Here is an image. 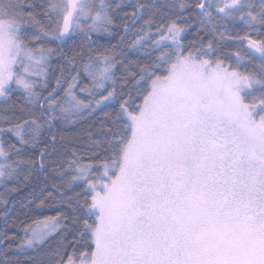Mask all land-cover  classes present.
Listing matches in <instances>:
<instances>
[{"label": "snow or ice", "instance_id": "1", "mask_svg": "<svg viewBox=\"0 0 264 264\" xmlns=\"http://www.w3.org/2000/svg\"><path fill=\"white\" fill-rule=\"evenodd\" d=\"M37 7L0 0V204L42 171L67 210L21 222L15 250L56 235L46 264H264V0ZM128 20L146 61L93 46ZM75 36L71 57L50 46ZM98 111L86 154L54 131Z\"/></svg>", "mask_w": 264, "mask_h": 264}, {"label": "trees", "instance_id": "2", "mask_svg": "<svg viewBox=\"0 0 264 264\" xmlns=\"http://www.w3.org/2000/svg\"><path fill=\"white\" fill-rule=\"evenodd\" d=\"M43 2L44 0H36L38 5L37 11L40 10L39 5ZM125 2L134 4L136 0H125ZM132 10L131 7L125 9V11L129 13H131ZM120 15L123 17V13ZM120 22V18H118V24ZM142 23L143 21H138L133 24L131 20H128L129 30L127 32H125L123 26H121L114 30L112 36L105 34L99 36L94 35L93 41L95 43L93 46L100 51H104L112 45H117L121 52V56L126 58V61H146L147 56L144 49L129 47L135 39V29ZM242 27L243 26H238L237 30ZM241 34L243 33L241 32ZM121 36H123V40H121ZM191 38V35H188L186 40H190ZM82 43H84V41H82L79 36H76L69 42H52L50 46L63 49V51L71 57L73 51L78 50ZM55 63L56 60L54 59L53 64L55 65ZM66 86L65 84V87ZM102 119V114L98 111L92 116H88L86 119L79 120L75 124L62 125L58 123L54 131L58 134V137H67L70 146L76 147L81 154H86L92 150L93 147L89 143L88 133H93L94 139H101L97 129L99 127V121ZM1 139L7 144L12 138L9 135ZM63 191H65L66 195L72 194L70 190L65 189ZM75 191H79V189L77 188ZM49 192L52 193V197L48 196ZM29 193H35V195L29 196ZM60 199V193L51 187L50 180L45 179V172L36 171L29 177L28 181L20 186L19 191L11 194L7 209L4 205L0 204V214L7 212L6 219L4 215H0V233H7L9 237L16 238L14 240L5 241L4 245H0V264H5V261H7V264H46L49 258L46 253L56 247V235L50 237L49 241L45 245L40 246L35 252L32 250H29L27 253L18 252L15 250V245L24 237V232L22 230L23 224H29L33 220H42L48 216H55L62 207L67 210L66 206L58 204ZM41 200H44L43 206H40ZM13 221H15V223H13ZM21 222H23V224ZM9 243L13 246V250L11 251H7L5 247Z\"/></svg>", "mask_w": 264, "mask_h": 264}, {"label": "rangeland", "instance_id": "3", "mask_svg": "<svg viewBox=\"0 0 264 264\" xmlns=\"http://www.w3.org/2000/svg\"><path fill=\"white\" fill-rule=\"evenodd\" d=\"M101 35H103V34H101ZM75 37H76V36H75ZM73 38H74V37H73ZM73 38H72V39H73ZM72 39H70V40H72ZM70 40H68V41H66V42H69ZM0 139H1V138H0ZM42 220H43V219H42Z\"/></svg>", "mask_w": 264, "mask_h": 264}]
</instances>
